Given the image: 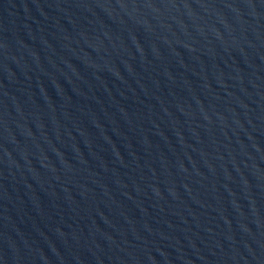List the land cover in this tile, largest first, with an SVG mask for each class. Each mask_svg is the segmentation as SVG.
Listing matches in <instances>:
<instances>
[{
    "label": "water",
    "instance_id": "95a60500",
    "mask_svg": "<svg viewBox=\"0 0 264 264\" xmlns=\"http://www.w3.org/2000/svg\"><path fill=\"white\" fill-rule=\"evenodd\" d=\"M0 264H264V0H0Z\"/></svg>",
    "mask_w": 264,
    "mask_h": 264
}]
</instances>
